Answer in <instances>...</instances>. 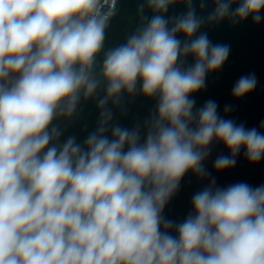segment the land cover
I'll use <instances>...</instances> for the list:
<instances>
[{"label": "clouds", "instance_id": "obj_1", "mask_svg": "<svg viewBox=\"0 0 264 264\" xmlns=\"http://www.w3.org/2000/svg\"><path fill=\"white\" fill-rule=\"evenodd\" d=\"M197 2L214 7L198 15ZM118 3L0 0V264H264V184L213 178L182 222L162 214L186 173L210 175L213 142L231 153L216 158L218 172L241 150L252 164L264 159V131L193 98L230 52L201 27L259 24L264 0H143L140 24L106 49ZM176 4L187 10L166 15ZM256 83L241 76L232 95ZM125 94L155 101L131 128L107 107ZM94 97L95 129L62 140L58 121Z\"/></svg>", "mask_w": 264, "mask_h": 264}, {"label": "water", "instance_id": "obj_2", "mask_svg": "<svg viewBox=\"0 0 264 264\" xmlns=\"http://www.w3.org/2000/svg\"><path fill=\"white\" fill-rule=\"evenodd\" d=\"M143 0H119L118 13L110 21L106 30L105 48L114 47L126 41V37L140 24V14L137 9ZM214 6L209 3L208 8L201 9L196 3L197 14L206 15ZM187 10L184 4L170 7L166 15H176ZM146 15L151 11L146 7ZM206 32L213 44L228 45L230 52L227 60L220 69L210 72L206 77L205 87L194 94L196 107L199 108L208 100H213L218 105L221 117L232 119L237 124H244L246 128L260 129L264 121V21L255 24L249 17L246 21L233 24L225 19L219 23H207L200 29ZM181 39H184L180 35ZM102 59V54H101ZM189 63L193 62L188 57ZM255 75V89L241 98L232 95V89L241 76ZM100 95H103L101 92ZM155 101L140 95H124L120 105L109 101L107 107L112 108L114 121L122 126L131 128L136 123H143L153 109ZM225 106H230L231 111L225 112ZM126 112V114H124ZM99 109L96 98L81 99L78 111L69 120L58 121L65 128L62 140L70 135H75L82 142L86 135L95 129ZM211 153L203 161V166L210 175L201 177L189 171L180 181L178 190L166 204L163 215L177 223L182 222L192 212L191 200L195 193L207 187L214 178L217 187H227L237 182H246L255 187L264 184V159L252 164L244 156L243 150L236 157L233 168L225 171H216L214 161L218 156L231 155L223 144L213 142L210 145ZM174 234V233H173Z\"/></svg>", "mask_w": 264, "mask_h": 264}]
</instances>
